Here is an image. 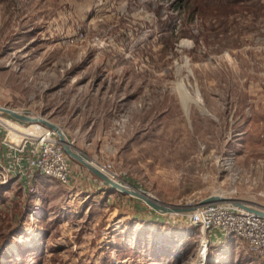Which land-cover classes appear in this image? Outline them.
<instances>
[{
	"label": "rangeland",
	"instance_id": "obj_1",
	"mask_svg": "<svg viewBox=\"0 0 264 264\" xmlns=\"http://www.w3.org/2000/svg\"><path fill=\"white\" fill-rule=\"evenodd\" d=\"M179 78L208 114L183 108ZM0 104L166 205L264 206V0H0ZM69 160L67 185L0 186V264H195L204 238L203 264H264L240 239L211 244L180 213L85 186Z\"/></svg>",
	"mask_w": 264,
	"mask_h": 264
},
{
	"label": "built area",
	"instance_id": "obj_2",
	"mask_svg": "<svg viewBox=\"0 0 264 264\" xmlns=\"http://www.w3.org/2000/svg\"><path fill=\"white\" fill-rule=\"evenodd\" d=\"M0 107L8 108L2 104ZM2 113L0 112L1 117L16 124H22L7 114L1 115ZM35 126L41 129L40 137L22 138L17 144L13 142V150L17 152L21 151L25 145L29 146L25 164L22 165L20 158L16 155L10 166L0 163V186L7 184L11 177L17 176L26 179L25 188L27 191H31L33 188L31 178L34 173L53 178L61 185L68 184L70 160L64 153L56 134L44 125L36 123ZM0 128L6 130L5 135L8 134V128L1 122ZM2 142L4 139L0 140V143ZM97 166L101 171L114 178L109 171L108 164ZM198 201L187 205L191 206L189 211L180 213L185 223L198 226L203 236L209 228H214L220 231L224 237L240 239L244 243L246 252L264 259V215L237 208L229 202L216 201L198 204ZM252 207L264 213V206L253 205Z\"/></svg>",
	"mask_w": 264,
	"mask_h": 264
},
{
	"label": "water",
	"instance_id": "obj_3",
	"mask_svg": "<svg viewBox=\"0 0 264 264\" xmlns=\"http://www.w3.org/2000/svg\"><path fill=\"white\" fill-rule=\"evenodd\" d=\"M197 94V92H196ZM198 96V95H197ZM198 103V107L201 113H206V110L201 106L200 100H196ZM0 112H3L10 116L11 118H14L15 120L21 121V122H34V123H40L47 128L51 129L55 134L56 137L61 144V147L64 151V153L72 160L78 162L82 166H84L87 170H89L92 174H94L96 177H98L101 181H103L106 185H108L113 190H116L120 193L130 195L132 197H135L139 200H141L149 209L152 211L158 213V214H173V213H184L191 209V206H175V205H166L160 201H158L156 198H154L149 193L130 187L127 188L126 184H123L119 181H116L112 177H110L107 173L101 171L98 166L88 157H86L82 152L77 150L73 147L72 142L68 141L63 134V132L60 130V128L51 122L38 117V116H29L20 112H17L11 108H3L0 107ZM216 201H223V202H229L233 206L237 208H241L250 212H254L259 215H264L263 212L260 210L253 208L249 205H246L241 200L219 196L215 194L208 195L198 201V204L208 203V202H216Z\"/></svg>",
	"mask_w": 264,
	"mask_h": 264
},
{
	"label": "crops",
	"instance_id": "obj_4",
	"mask_svg": "<svg viewBox=\"0 0 264 264\" xmlns=\"http://www.w3.org/2000/svg\"><path fill=\"white\" fill-rule=\"evenodd\" d=\"M15 110H17L19 112H23L22 110H18V109H15ZM0 122L8 128H11L13 126L11 122H9L7 120H3L2 117H0ZM12 130H13V128H12ZM12 134L18 136V134H16V132L11 131V133L9 135V136H12L11 140L13 139ZM26 134L29 135L28 132ZM26 134L24 133V135H26ZM1 139H4V142L0 143V163L3 165H6V166H10L13 162V157L16 155L20 158L21 164L24 165L25 164V157L27 155V151H28L29 146L25 145L24 148L19 152L14 151L13 150V142L17 144V143H19L20 140L19 141L16 140V142H15V140L13 142L10 141L7 138V135L3 134L2 130H0V140ZM80 167H84V166L81 165ZM84 170L86 171L85 172L86 176H84L85 178L80 179V181H79L80 183L85 184V186H88V187H94L96 189L103 187V184L101 183V181L98 178H96V176L94 174H92L86 168ZM12 178H14V180L16 182H18V184L22 188V191H24L26 179L22 178V177L20 178L17 176H13L10 178V181L12 180ZM70 181H71V179L69 177V182ZM215 195L220 196V194H216V193H215ZM236 199L241 200L246 205H249L251 207L253 206V204L248 202L249 200L247 199V197H239ZM206 234H207V231H206ZM224 238H227V237H224L220 231H218L217 229H214V228H212L211 232L209 234H207V239H208V241H210L211 244H217L219 240H223Z\"/></svg>",
	"mask_w": 264,
	"mask_h": 264
},
{
	"label": "bare ground",
	"instance_id": "obj_5",
	"mask_svg": "<svg viewBox=\"0 0 264 264\" xmlns=\"http://www.w3.org/2000/svg\"><path fill=\"white\" fill-rule=\"evenodd\" d=\"M176 90L178 92V95L180 97V100H181V103H182V106L183 108L186 110L187 109V106L189 103H193L194 105H196L198 107V103H197V99L198 96L195 95V94H192L190 91H189V88L188 86L186 85L185 81L183 78H179L177 80V83H176ZM199 108V107H198ZM1 117V116H0ZM3 118V117H2ZM3 120H7L5 118H3ZM9 122L12 123V127L11 128H8V134H7V138L10 140V141H14L16 142L21 140L22 138H31V137H40V135L42 134L41 133V129L40 127H36L34 122L31 123V125H29L30 127H25V126H22V125H19V124H16L10 120H7ZM13 128V130H12ZM11 131H14L16 132L17 135H13V139L11 140L12 136H9ZM29 133V135H27L26 133ZM24 133L26 135H24ZM127 188H129L128 185H126ZM254 206H257V207H260L261 205H254ZM174 214V213H173ZM203 252H204V255H205V252H206V238H204V242H203V246L201 248V251H200V256H199V260L195 263V264H203Z\"/></svg>",
	"mask_w": 264,
	"mask_h": 264
},
{
	"label": "trees",
	"instance_id": "obj_6",
	"mask_svg": "<svg viewBox=\"0 0 264 264\" xmlns=\"http://www.w3.org/2000/svg\"><path fill=\"white\" fill-rule=\"evenodd\" d=\"M81 165V164H80ZM96 178H98V177H96ZM99 179V178H98ZM100 180V179H99ZM101 181V180H100ZM101 182H103V181H101ZM104 183V182H103ZM105 184V183H104ZM108 186V185H107ZM191 225V224H190Z\"/></svg>",
	"mask_w": 264,
	"mask_h": 264
}]
</instances>
